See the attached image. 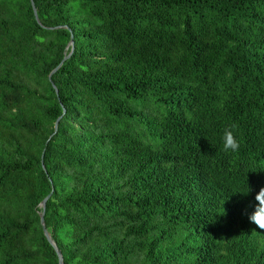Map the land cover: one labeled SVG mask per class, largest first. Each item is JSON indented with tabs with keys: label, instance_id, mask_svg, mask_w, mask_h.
Returning a JSON list of instances; mask_svg holds the SVG:
<instances>
[{
	"label": "trees",
	"instance_id": "1",
	"mask_svg": "<svg viewBox=\"0 0 264 264\" xmlns=\"http://www.w3.org/2000/svg\"><path fill=\"white\" fill-rule=\"evenodd\" d=\"M33 2L0 0V264H60L51 193L64 264H264V0Z\"/></svg>",
	"mask_w": 264,
	"mask_h": 264
},
{
	"label": "clouds",
	"instance_id": "2",
	"mask_svg": "<svg viewBox=\"0 0 264 264\" xmlns=\"http://www.w3.org/2000/svg\"><path fill=\"white\" fill-rule=\"evenodd\" d=\"M237 129L238 125L235 123H229L223 128L221 140L225 153H235L239 151L240 141L237 139ZM254 199L256 203L253 212L249 214V220L261 231H264V188H261L256 193Z\"/></svg>",
	"mask_w": 264,
	"mask_h": 264
},
{
	"label": "water",
	"instance_id": "3",
	"mask_svg": "<svg viewBox=\"0 0 264 264\" xmlns=\"http://www.w3.org/2000/svg\"><path fill=\"white\" fill-rule=\"evenodd\" d=\"M31 1H32V6H33V9H34L35 17H36V19H37V22L40 24V20H39V17H38L37 9H36V7H35V3L33 2V0H31ZM55 29H69V28H68L67 26H64V27H57V28H55ZM69 46L72 47V50H71L70 54L67 55V56H65V58L63 59V61L59 64V66H58V67H57V68L51 73V75H50V77H49L50 80H51V82H52V76H53V75H54V74H55V73H56V72H57V71L63 66V64H64L67 60L70 59L71 55L73 54V51H74V40H73V36H72V39H71V41H70ZM69 46H68V47H69ZM53 87H54V89L56 90V93L58 94V93H59V92H58V89H57V87L54 85V83H53ZM64 112H65V111H64ZM61 118H62V117H60V118L57 120V122H56V124H55V131H54V134L51 136V138L57 133V131H58V127H59V122H60ZM43 167H44V169H45L44 164H43ZM52 194H53V193H51L50 195H48V196L44 199V201L41 203V208H42V213H41V224H42L43 231H44V235H45L46 239L48 240V242L51 244V246L54 248V250L56 251V253H57V255H58L59 263H60V264H64L63 255H62L61 251L59 250V248H58L56 242L52 239L51 235L49 234V232H48V230H47V227H46V223H45V212H46V208H47V202H48V200L51 198Z\"/></svg>",
	"mask_w": 264,
	"mask_h": 264
}]
</instances>
